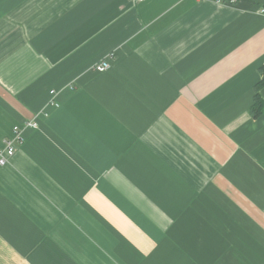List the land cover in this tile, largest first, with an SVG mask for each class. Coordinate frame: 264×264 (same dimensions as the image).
<instances>
[{
    "label": "crops",
    "instance_id": "obj_1",
    "mask_svg": "<svg viewBox=\"0 0 264 264\" xmlns=\"http://www.w3.org/2000/svg\"><path fill=\"white\" fill-rule=\"evenodd\" d=\"M262 66L264 0H0V264H264Z\"/></svg>",
    "mask_w": 264,
    "mask_h": 264
},
{
    "label": "built area",
    "instance_id": "obj_2",
    "mask_svg": "<svg viewBox=\"0 0 264 264\" xmlns=\"http://www.w3.org/2000/svg\"><path fill=\"white\" fill-rule=\"evenodd\" d=\"M132 2H139L142 0H130ZM217 3H224L225 0H213ZM237 1V0H232ZM263 12V9L261 10ZM111 60H112V54L106 55L104 58H102L99 62H97L93 69L98 72H104L111 66ZM51 94H54V91L50 92ZM51 105L57 106V104L54 101H50ZM44 115H47V113H43ZM38 122L35 119L27 120L25 123L21 125H14L12 127V134L11 136L5 137L2 140V144L0 145V166L6 165L11 157L14 155L15 151L17 150L18 146L23 142V130L26 128H37Z\"/></svg>",
    "mask_w": 264,
    "mask_h": 264
},
{
    "label": "trees",
    "instance_id": "obj_3",
    "mask_svg": "<svg viewBox=\"0 0 264 264\" xmlns=\"http://www.w3.org/2000/svg\"><path fill=\"white\" fill-rule=\"evenodd\" d=\"M260 73H261V79L258 81V83L255 86L253 103L249 109L251 115L254 118L259 117L263 113V109H264V101L260 93L261 89L264 87V66L260 68Z\"/></svg>",
    "mask_w": 264,
    "mask_h": 264
}]
</instances>
